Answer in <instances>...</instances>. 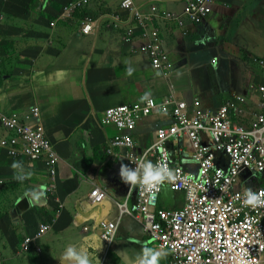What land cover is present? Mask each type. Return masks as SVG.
<instances>
[{"label":"crops","instance_id":"1","mask_svg":"<svg viewBox=\"0 0 264 264\" xmlns=\"http://www.w3.org/2000/svg\"><path fill=\"white\" fill-rule=\"evenodd\" d=\"M121 1L90 0L86 12L95 16L104 9L118 11ZM67 2L0 0V55L6 50L0 58V110L23 115L34 106L40 108L47 137L61 159L57 194L64 204L60 210L55 198L49 196L50 180L42 159L33 161L24 156L22 145L2 154L0 264H62L60 256L65 247L92 234L99 238L96 247L88 249L95 264L106 257L113 244L101 238L104 220L115 221L116 233L122 231L124 240L136 236L137 222L130 215H119L117 202L129 193L119 168L127 164L116 157L120 149L107 152L116 134L113 126L102 123L107 108L150 97L162 100L173 91L188 104L199 100L203 107L216 111L232 92L256 104L260 98L256 88L264 86V67L255 63V59L264 61V53L260 56L249 48V44L260 46L264 40V0H215L205 22L195 26L186 20L184 28L172 20L158 19L153 11L182 16V1L135 0L142 12H154L157 17L153 26L173 62L172 71L166 75L152 69L148 55L141 51L144 40L140 34L123 42L121 32L103 22L96 34L86 36L80 32L84 17L79 13L74 19L61 18V6ZM235 66L257 75V81L250 77L239 84ZM207 76L217 80L215 87H208L209 77L202 82ZM197 90L205 93L198 94ZM169 123L161 114H153L139 122L133 138L150 142L157 127ZM170 149L172 154L188 153L185 141L170 145ZM14 161L21 167L14 169ZM256 179L259 182L251 181L248 188L264 184V175ZM95 186L106 192L99 204L89 202ZM245 186L241 182L238 188ZM105 200L110 206L106 215L101 211ZM130 202H136L135 193L130 194ZM183 205L182 192L161 190L159 208L180 209ZM44 223L51 225L50 230L22 252L24 238L34 237ZM149 244L159 249L150 240ZM123 250L130 259L140 252L136 247L116 249V259L107 264H123ZM166 253L159 264H171L172 257Z\"/></svg>","mask_w":264,"mask_h":264},{"label":"built area","instance_id":"2","mask_svg":"<svg viewBox=\"0 0 264 264\" xmlns=\"http://www.w3.org/2000/svg\"><path fill=\"white\" fill-rule=\"evenodd\" d=\"M182 16L167 12L158 19L172 20L183 28L185 21L201 24L212 12L214 0H180ZM90 0H75L64 7L62 19H74L84 12L80 32L96 34L100 25L110 18V26L121 32L123 42H130L140 34L144 43L141 51L148 55L151 67L161 74L172 71L173 62L161 44L160 33L153 26L154 12H142L135 0H122L116 13L105 10L93 16L86 12ZM54 25V22H51ZM259 102L250 103L240 93H232L216 111L203 107L199 100L192 104L178 98L171 91L162 100L152 97L142 101L109 107L102 123L113 126L116 134L108 143V153L115 149L130 169L150 161L155 166L170 169L174 179L152 186L137 183L129 186L124 200L117 202L119 215H130L148 234L150 241L170 252L172 264H264V204L251 207L244 204L245 190L235 188L240 181L264 175V86L257 87ZM161 114L170 123L157 127L151 143L133 138L140 121ZM0 156L23 146V155L33 161L45 158L50 182L49 195L56 198L59 209L57 166L59 157L51 146L42 123L41 110L34 106L23 115L6 114L0 110ZM185 141L188 153L172 154L170 145ZM3 179L0 174V186ZM182 192L185 197L181 209H158L163 188ZM264 200V186L250 188ZM136 202H130V194ZM105 198L95 186L89 196L91 204ZM101 238L109 245L117 232L115 221L101 222ZM51 228L41 224L33 237H25L22 252L30 249L35 239Z\"/></svg>","mask_w":264,"mask_h":264},{"label":"clouds","instance_id":"3","mask_svg":"<svg viewBox=\"0 0 264 264\" xmlns=\"http://www.w3.org/2000/svg\"><path fill=\"white\" fill-rule=\"evenodd\" d=\"M73 1H75V0H73ZM214 2H215V0H214ZM105 10H107V9H104L101 12H104ZM212 10H213V5H212ZM107 11L115 12V14L122 12V10H118V11L107 10ZM79 16L80 17H84L85 16L84 12L79 13ZM106 23H110V18L107 19ZM190 24L191 25H195V26L200 25V24H192V23H190ZM89 35H94V34L92 33V34H88L86 36H89ZM255 62H260L261 64H264V61L263 60H259V59H255ZM129 71H131V70H129ZM256 90H257V88H256ZM232 93H235V92H232ZM146 96H147V93L145 94V98H146ZM154 136H155V134H154ZM153 139L150 142H145V143H151L153 141ZM51 146H52V143H51ZM52 148H53V146H52ZM57 155L59 157V163H60V160H61L60 156H59L58 153H57ZM116 157L118 159L122 160L121 157H118V156H116ZM12 167L14 169H17V168L21 167V164L19 162L14 161L13 164H12ZM57 169H58V166H57ZM258 175L261 176L260 174H258ZM119 176H120L121 180L123 182L129 184V186L130 185H135L137 183H143L144 185L152 186V185H155V184H159V183H161V182H163L165 180L174 179L173 173H172V171L170 169H168V168H166L164 166H155L150 161H144V162L140 163L138 169H130L128 167V165L121 164L120 168H119ZM256 176L257 175L251 177L250 179H247V182L242 181L243 183H245V185H247V186H245L247 190L245 191L244 204L245 205H249L251 207H256L257 205L264 204V200H261L260 196L257 193L253 192L250 188H248V183H250L251 181H255V182L257 181L258 177L256 179ZM16 178L18 180L23 179L21 177H16ZM49 180H50V178H49ZM257 182H259V180ZM240 184H241V181H240V183H238V185H240ZM238 185L235 186V188H238ZM258 186H260V185L258 184ZM258 186H256V187H258ZM97 187H100V186H97ZM100 188L105 193V197H106L105 190L102 187H100ZM92 190H91V192H92ZM242 190H245V189H242ZM91 192H90V194H91ZM128 192H129V190H128ZM49 196L51 198H55V197H53L51 195H49ZM55 201H56V198H55ZM184 201H185V197H184ZM57 207H58V204H57ZM109 209H110V206L108 204V201L105 200L103 205H102L101 211H102L103 214L106 215L108 213ZM158 209H161V208H159V206H158ZM162 210H165V209H162ZM171 210H175V209H171ZM167 211H169V210H167ZM135 221L137 223H139L137 220H135ZM142 228H143V226H142ZM143 230H144V228H143ZM144 232L146 233L145 230H144ZM149 240H150V238H149ZM98 242H99V238L95 234H92L90 236L85 237L79 243L67 245L65 247V249L63 250L61 256H60L62 264H92L91 254L88 251V249L89 248H95ZM151 243H153V242H151ZM153 244L159 249L150 248V247H146L145 246V247L142 248V250L139 253H136L134 255V258H132V259L129 258V253H128L127 250L121 251L120 254H121V259L123 260V264H159V261L161 259H163L167 255V253H166V251H164V249L160 248L155 243H153ZM170 255L172 257V262H173L174 258H173L171 253H170ZM172 262H171V264H172Z\"/></svg>","mask_w":264,"mask_h":264},{"label":"rangeland","instance_id":"4","mask_svg":"<svg viewBox=\"0 0 264 264\" xmlns=\"http://www.w3.org/2000/svg\"><path fill=\"white\" fill-rule=\"evenodd\" d=\"M249 48L255 54L262 56L263 53H264V40L262 41V43H261L260 46L259 45L249 44ZM10 49H13V48H10ZM0 50H2L1 46H0ZM4 51H5V53H4V55H5L6 54V50H4ZM4 55H0V58L2 56H4ZM255 63L258 64L261 67H264V64H261L260 62H255ZM210 64H211V62H210ZM226 66H227V64H226ZM254 73L256 74V71ZM217 74H219V73H217ZM234 74L237 77V81L239 82V84H241L244 80L249 79L250 77H252L256 81L258 79V76L257 75H253L249 71H246V70L241 69V68H237L236 66L234 67ZM155 77H156V74H155ZM208 77H209L208 82H207L208 87H215V84H216V81L217 80H215V78L213 76H207L205 78H201L202 79V82L203 83L206 82V80H207ZM226 85H227V81L222 84V87H220V90L222 91L223 87H226ZM169 86H173L171 82L169 83ZM196 93L201 94V93H205V92H202L201 90H197ZM203 96L204 95H202L201 97H203ZM42 160L44 161V164H45V167H46V161L47 160H45V158H43ZM123 217H126V215L123 216ZM134 223H136V222L134 221ZM136 224H137L136 236L133 237L131 239V241L124 240V238H123L124 237L123 232L122 231H120V232L118 231V233H116V235H115V237L113 239L112 247L106 252V257L103 258L102 261L100 260L98 262H95V264H107V263L110 262L111 259H116V256L113 253L114 250H116V249H129V248H135L136 247V248H138L141 251V249L143 247H145V246L146 247H149L150 246L149 240L143 234L140 225L138 223H136ZM103 244H104V242H103Z\"/></svg>","mask_w":264,"mask_h":264},{"label":"trees","instance_id":"5","mask_svg":"<svg viewBox=\"0 0 264 264\" xmlns=\"http://www.w3.org/2000/svg\"><path fill=\"white\" fill-rule=\"evenodd\" d=\"M73 0H68V2L66 3V4H64V5H62L61 7V9L63 10L64 9V7H67V6H69V4L72 2ZM260 186H264V184H261Z\"/></svg>","mask_w":264,"mask_h":264},{"label":"water","instance_id":"6","mask_svg":"<svg viewBox=\"0 0 264 264\" xmlns=\"http://www.w3.org/2000/svg\"><path fill=\"white\" fill-rule=\"evenodd\" d=\"M26 203H28V204H29L28 200H26Z\"/></svg>","mask_w":264,"mask_h":264}]
</instances>
